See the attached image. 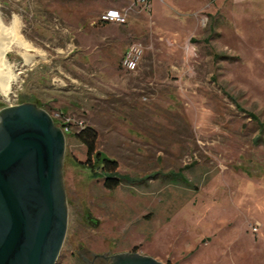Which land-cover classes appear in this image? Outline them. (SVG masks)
Segmentation results:
<instances>
[{
	"label": "rangeland",
	"instance_id": "obj_1",
	"mask_svg": "<svg viewBox=\"0 0 264 264\" xmlns=\"http://www.w3.org/2000/svg\"><path fill=\"white\" fill-rule=\"evenodd\" d=\"M83 2L0 0V21L10 28L12 13L25 45L4 51L11 85L73 122L55 264L124 251L163 264H264V0H133L117 24L132 36L91 65L70 15ZM131 43L142 56L125 70ZM84 126L116 162L113 189L81 164L72 133Z\"/></svg>",
	"mask_w": 264,
	"mask_h": 264
},
{
	"label": "water",
	"instance_id": "obj_2",
	"mask_svg": "<svg viewBox=\"0 0 264 264\" xmlns=\"http://www.w3.org/2000/svg\"><path fill=\"white\" fill-rule=\"evenodd\" d=\"M0 103V264H55L67 222L64 134L28 94L9 85ZM99 255V254H98ZM103 264H163L118 252Z\"/></svg>",
	"mask_w": 264,
	"mask_h": 264
},
{
	"label": "crops",
	"instance_id": "obj_3",
	"mask_svg": "<svg viewBox=\"0 0 264 264\" xmlns=\"http://www.w3.org/2000/svg\"><path fill=\"white\" fill-rule=\"evenodd\" d=\"M132 2L133 0H84L82 5L78 6L81 8L79 12L75 11L77 9L75 5H71L73 9L71 8L70 15H73L75 18L79 17L73 23L83 25L84 28L83 39L85 43L83 50L87 64L91 65L93 63V56L100 57V63H103V56H108L109 52H112L111 50L118 52L125 44L128 36H132V32L129 29L123 28V26L99 20V15L104 10L108 8L123 10L122 8L126 3L129 5ZM40 11L36 12L34 16L42 17L44 12ZM10 16L12 20H10V23L13 24L16 17L12 13ZM108 27L111 31L108 30ZM38 106L40 107V105Z\"/></svg>",
	"mask_w": 264,
	"mask_h": 264
},
{
	"label": "built area",
	"instance_id": "obj_4",
	"mask_svg": "<svg viewBox=\"0 0 264 264\" xmlns=\"http://www.w3.org/2000/svg\"><path fill=\"white\" fill-rule=\"evenodd\" d=\"M99 20L103 22L123 24L125 22V14L119 9L108 8L100 13ZM141 56L142 49L140 45L131 43L124 49L122 53L120 66L125 70H133L139 63ZM5 106H8L7 100H5ZM47 113L50 115L53 123H55L63 133H68L73 129V122L71 121L69 116L64 115L59 111H47ZM76 124L77 127L80 126L79 121H77Z\"/></svg>",
	"mask_w": 264,
	"mask_h": 264
},
{
	"label": "trees",
	"instance_id": "obj_5",
	"mask_svg": "<svg viewBox=\"0 0 264 264\" xmlns=\"http://www.w3.org/2000/svg\"><path fill=\"white\" fill-rule=\"evenodd\" d=\"M72 137L85 148V159L81 164L91 173H94V168L100 169L101 172L105 174L102 183L103 186L113 189L118 184V180L113 176L116 162L106 159L103 154L95 148L97 138L95 130L89 126H84L74 131ZM107 181H110L109 185H107Z\"/></svg>",
	"mask_w": 264,
	"mask_h": 264
},
{
	"label": "bare ground",
	"instance_id": "obj_6",
	"mask_svg": "<svg viewBox=\"0 0 264 264\" xmlns=\"http://www.w3.org/2000/svg\"><path fill=\"white\" fill-rule=\"evenodd\" d=\"M10 43H14L19 46H25L17 34L16 18L14 19L10 28L5 27V25H3L0 21V92L2 94H7L9 85H11L17 79V75L12 74L9 71L8 62L4 58V51ZM26 61L29 62L30 57H26Z\"/></svg>",
	"mask_w": 264,
	"mask_h": 264
},
{
	"label": "flooded vegetation",
	"instance_id": "obj_7",
	"mask_svg": "<svg viewBox=\"0 0 264 264\" xmlns=\"http://www.w3.org/2000/svg\"><path fill=\"white\" fill-rule=\"evenodd\" d=\"M129 252H135V251H129ZM101 254H103V253H89V257L79 256L78 258L80 259L82 264H103ZM113 254H115V253H113ZM113 254H106L105 253V256L108 257V256H111Z\"/></svg>",
	"mask_w": 264,
	"mask_h": 264
}]
</instances>
